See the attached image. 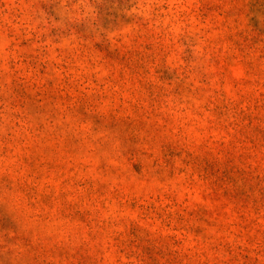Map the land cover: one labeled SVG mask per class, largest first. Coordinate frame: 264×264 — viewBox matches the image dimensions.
<instances>
[{
	"label": "rangeland",
	"instance_id": "374dc122",
	"mask_svg": "<svg viewBox=\"0 0 264 264\" xmlns=\"http://www.w3.org/2000/svg\"><path fill=\"white\" fill-rule=\"evenodd\" d=\"M0 264H264V0H0Z\"/></svg>",
	"mask_w": 264,
	"mask_h": 264
}]
</instances>
